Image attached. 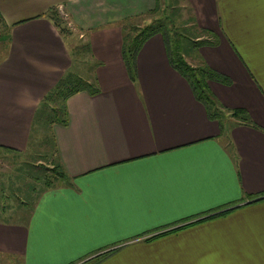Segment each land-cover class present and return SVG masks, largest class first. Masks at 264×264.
Listing matches in <instances>:
<instances>
[{"label": "crops", "instance_id": "0c3cea01", "mask_svg": "<svg viewBox=\"0 0 264 264\" xmlns=\"http://www.w3.org/2000/svg\"><path fill=\"white\" fill-rule=\"evenodd\" d=\"M165 1L217 37L183 57L226 76L211 91L255 126L226 117L222 135L161 34L131 79L120 27L159 0H0V146L26 150L43 96L75 64L50 10L89 42L100 88L68 96L66 124L51 125L65 175L22 221L0 220V264H264V0Z\"/></svg>", "mask_w": 264, "mask_h": 264}, {"label": "trees", "instance_id": "16d2710c", "mask_svg": "<svg viewBox=\"0 0 264 264\" xmlns=\"http://www.w3.org/2000/svg\"><path fill=\"white\" fill-rule=\"evenodd\" d=\"M180 10L181 9L178 7H161V5L158 4L152 11V13L155 14L154 17L150 22L145 23L144 25L135 24L128 19L124 20V25L120 27L122 32L121 55L131 79H135L136 58L138 51L148 38L159 33L163 36L171 66L176 69V71H178L188 82L194 97L204 105L208 118L211 120H216L219 123L220 133L222 135L228 134L229 132L228 127L224 124V119L226 117L235 119V121L241 125L255 126L249 113L245 109L237 108L230 110L223 108L216 96L211 91L208 85V81L216 80L228 83L229 79L226 76L219 74L205 63H203L202 65L192 66L184 59L179 45L181 36L178 32V27L185 26H183V24L181 25V22L179 26L177 24V13L180 12ZM49 15L51 16L54 25L62 35H64L65 37L72 36L71 28L68 27L65 21L59 18L56 9L50 10ZM185 28L195 29L196 34L204 33L210 37L209 40H197V36L195 35L193 40L195 46L216 45L218 43L217 37L211 31L198 29L196 26H187ZM185 28H181V30L185 32ZM5 34L6 25L3 21L2 15L0 14V39L4 37ZM5 38H8V36ZM70 52L73 60H75V63H77L76 56H80L82 52H85L84 56H91V47L88 41L74 44L70 47ZM97 65H99L98 61L95 66ZM88 72V74H90L88 77H82L75 73L73 70L66 71L43 96L38 107H40L41 111H46V114H48L47 121L50 122L51 125L54 123L66 124L67 117L65 102L68 96L80 91H87L90 94L99 92L100 88L98 86L97 77L95 76V74L92 75L90 73V70ZM39 111L40 110H38L37 108L36 114L34 116V122L32 123V131L29 136V144H32L33 142L34 125L35 123L39 122L37 118L40 115ZM0 150L13 153L21 152L3 146H0ZM52 150L54 162L52 163L51 168L43 166V164L37 165L31 163L27 169L28 173L33 178L39 180L43 177L44 180L43 187L37 192L33 186L28 187V185H26V189L28 191L30 190L32 192H35L36 194L31 203V207H33V204L36 201L39 193L43 192L45 189L54 187L55 179L51 178L50 176L61 178L65 175L56 156V149L54 148V145ZM47 173H49V176ZM26 196L29 197L30 194H26ZM260 198L263 199L264 196ZM260 198L258 199L260 200ZM29 199H32V197H29ZM21 204H26V202H24V200H21ZM233 208L235 207L231 208L229 206L217 213H214V215L226 213L228 210Z\"/></svg>", "mask_w": 264, "mask_h": 264}, {"label": "rangeland", "instance_id": "374dc122", "mask_svg": "<svg viewBox=\"0 0 264 264\" xmlns=\"http://www.w3.org/2000/svg\"><path fill=\"white\" fill-rule=\"evenodd\" d=\"M159 4L161 7L168 6L170 1L159 0ZM177 7V6H175ZM57 10V9H56ZM58 12L59 18H61L65 23H67L68 27L71 28L73 25L69 23V18L63 13ZM155 14L152 12L149 14L140 15V17L136 18H128L135 24L144 25L151 21ZM187 13H183L181 10L177 13V24L178 26L183 24V26L187 27ZM127 20V19H126ZM185 27H178V32L180 33L179 45L181 48L182 55L185 56L186 53L194 52L197 46L194 45L193 40L196 35L195 29H189ZM181 28H185V32L181 30ZM71 31L73 35L66 36V39L70 41V47L74 44H79L84 42V37H79V30L77 28L72 27ZM159 34V33H158ZM4 42V41H1ZM3 44L0 47L2 51ZM0 51V52H1ZM88 54V53H87ZM85 52H82L80 56H76L77 63L73 66V71L82 77H88V70L92 69L93 66L97 63L95 59L88 58L84 56ZM185 59V58H184ZM186 60V59H185ZM95 61V63H94ZM189 63V62H188ZM190 64V63H189ZM191 65V64H190ZM202 65V64H200ZM194 66V65H192ZM99 86V85H98ZM53 105V104H52ZM40 115L37 117L39 122L34 125V133H33V142L32 144H28L25 151L20 153H13L4 150H0V220L5 221H17L20 222L24 219V217L28 214L31 203L35 197V192L28 191L26 189V185L28 187L33 186L37 191H39L43 187V177L39 180L33 178L27 171L29 165L33 164H43L48 168H51L53 161V153H52V130L51 124L47 121L48 114H46L45 110L40 109L38 107ZM227 124L230 125L235 122V119L230 118L227 119ZM225 124V121H224ZM46 156V157H43ZM49 176V173H47ZM47 176V177H48ZM51 178L57 179L55 176H50ZM25 186V187H24ZM26 194H30L29 197ZM21 200H24L26 204H21ZM87 249V247H84ZM101 257H96L90 260L84 261L82 264H96V262ZM85 260V259H84ZM83 261V260H82ZM81 263V262H80ZM72 264V263H71ZM75 264V263H73ZM78 264V263H77Z\"/></svg>", "mask_w": 264, "mask_h": 264}]
</instances>
